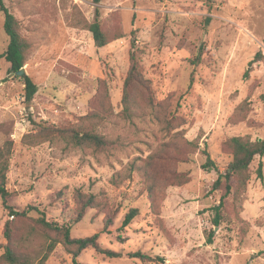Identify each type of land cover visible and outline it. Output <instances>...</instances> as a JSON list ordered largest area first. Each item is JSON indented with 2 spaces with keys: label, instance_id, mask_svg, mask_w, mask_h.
<instances>
[{
  "label": "rangeland",
  "instance_id": "1",
  "mask_svg": "<svg viewBox=\"0 0 264 264\" xmlns=\"http://www.w3.org/2000/svg\"><path fill=\"white\" fill-rule=\"evenodd\" d=\"M3 4L17 19L38 91L27 103L22 77L9 72L0 12V160H7V203L18 213L0 198V264H8L7 220L24 253L41 255L57 240L44 264H264V156L253 159L245 189L236 179L230 194L223 181L213 187L232 159L230 137L264 139V57L249 65L257 52L264 56V0ZM95 7L112 39L103 47L84 27ZM132 52L138 82L126 95ZM43 126L90 129L110 143L67 145ZM204 150L214 168L203 167ZM78 193L96 205L71 223L70 237L97 233L98 244L119 256L92 247L73 256L75 245L37 222H71ZM131 208L137 214L123 226Z\"/></svg>",
  "mask_w": 264,
  "mask_h": 264
},
{
  "label": "trees",
  "instance_id": "2",
  "mask_svg": "<svg viewBox=\"0 0 264 264\" xmlns=\"http://www.w3.org/2000/svg\"><path fill=\"white\" fill-rule=\"evenodd\" d=\"M98 3L100 0H94ZM0 12L4 14L3 29L8 37V45L4 52V56L7 62L10 63L9 72L15 73L20 68H22L27 60L26 57V44L21 37L19 32L17 19L15 16L8 10V8L3 4V0H0ZM100 13L99 8L95 7L94 18L91 22H85L84 27L92 34L94 43L97 47H103L107 45L112 39L106 34L103 29L102 23L99 19ZM120 36H116L119 38ZM115 39V38H114ZM264 56L261 52H257L254 58L250 61L249 65L252 63L261 60ZM193 62L192 76L197 66V60ZM131 67L129 69L125 84L124 90L126 95L130 89L132 82H138L137 76V66L135 61V54L132 52L130 55ZM248 69L244 72V77L248 75ZM24 82V97L27 103L31 102L34 98L35 93L38 91V86L33 81L29 75L21 76ZM192 82V77L190 78L189 85ZM264 99V94L262 95ZM127 100V99H126ZM42 130L46 133L47 137L51 136L54 138H59L66 142L67 145H72L79 147L81 145L87 144L91 145L94 149H104L109 145V141L98 134L97 132L90 129L83 128H60L56 126H43ZM190 144H195V142H188ZM228 147L231 150L232 159L228 163L225 172L219 174L218 178L215 180L213 187L217 189L221 186V182H224L225 194H230L232 192V180L236 179L239 183V186L243 189L246 188L248 180L250 179V165L253 159L264 156V139L257 138L251 140L248 136H232L227 140ZM206 156V161L203 164L204 168H214V162L210 158L209 154L204 150ZM1 157V156H0ZM263 162L260 160L256 168V176L259 179H263ZM7 171V160H0V198L2 200L3 206L8 209L12 214H17L13 208L7 203L9 192L5 187V175ZM223 194V196L225 195ZM223 196L220 198V201L217 206H215V225L219 224V210L223 205ZM225 197V196H224ZM78 202L79 207L73 214L71 222L68 224H58L55 222H49L44 217H39L37 222L41 225L43 229H48L53 232H56L61 236V242L66 246L70 247L75 245V251L72 252L73 256H77L78 253L88 247L94 248L97 252L104 253L109 256H119L120 254L112 250H107L102 248L98 242V234L95 233L91 236L82 237V238H71L70 229L71 223H75L82 219L85 210L87 207H91L95 204L93 195H84L78 193ZM137 214V209L131 208L125 215L123 220V226H126ZM110 221L106 222L105 225H109ZM13 223L12 221L7 220L4 226V237L6 239V244L4 245L3 259L8 264H44L48 258L49 253L53 250L55 242L57 240H52L47 242L45 245V252L40 255L41 251L38 254H27L21 250H18L13 245ZM207 242L212 243L213 237L212 232L207 235ZM130 256L139 257L141 259H150L155 260L151 256L143 254L141 252L131 253ZM162 259V258H161ZM160 259V260H161ZM37 260V262H34Z\"/></svg>",
  "mask_w": 264,
  "mask_h": 264
},
{
  "label": "water",
  "instance_id": "3",
  "mask_svg": "<svg viewBox=\"0 0 264 264\" xmlns=\"http://www.w3.org/2000/svg\"><path fill=\"white\" fill-rule=\"evenodd\" d=\"M14 74L19 75V76H24V75H26L25 67L23 66V67L20 68L18 71H16Z\"/></svg>",
  "mask_w": 264,
  "mask_h": 264
}]
</instances>
